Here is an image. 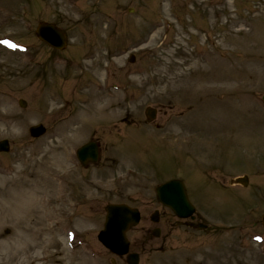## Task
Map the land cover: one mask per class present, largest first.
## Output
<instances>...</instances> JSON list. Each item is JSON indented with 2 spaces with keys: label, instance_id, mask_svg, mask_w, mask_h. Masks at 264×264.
Here are the masks:
<instances>
[{
  "label": "rangeland",
  "instance_id": "374dc122",
  "mask_svg": "<svg viewBox=\"0 0 264 264\" xmlns=\"http://www.w3.org/2000/svg\"><path fill=\"white\" fill-rule=\"evenodd\" d=\"M39 22L66 34L59 54L35 38ZM263 93L264 0H0V141L10 145L0 190L35 181L38 191L26 219L0 211V264H125L96 240L108 204L140 211L127 234L139 264H264ZM38 124L46 134L31 139ZM89 140L101 156L82 168L75 151ZM209 154L248 186L226 194L198 176L194 157ZM173 178L210 233L177 226L157 203L154 189ZM41 224L50 246L33 235Z\"/></svg>",
  "mask_w": 264,
  "mask_h": 264
},
{
  "label": "water",
  "instance_id": "95a60500",
  "mask_svg": "<svg viewBox=\"0 0 264 264\" xmlns=\"http://www.w3.org/2000/svg\"><path fill=\"white\" fill-rule=\"evenodd\" d=\"M36 36L47 45L63 49L65 46V37L54 26L40 23L36 30ZM264 101V96H263ZM148 121L154 118V112L146 111ZM32 137H39L44 134L41 126L30 128ZM7 143H0V151H7ZM77 157L84 166L88 163H94L97 160V148L93 144H88L77 151ZM245 185V182H242ZM159 202L168 207L177 217L187 218L193 212L188 203L183 185L179 181H171L156 188ZM106 210V220L104 229L98 235V241L111 253L123 256L127 253L128 243L125 239V232L130 227L139 222V214L136 210H130L126 206L108 205ZM153 221H157L156 214L152 216ZM264 227V216L262 217ZM129 264H137V255H129L127 258Z\"/></svg>",
  "mask_w": 264,
  "mask_h": 264
},
{
  "label": "bare ground",
  "instance_id": "6f19581e",
  "mask_svg": "<svg viewBox=\"0 0 264 264\" xmlns=\"http://www.w3.org/2000/svg\"><path fill=\"white\" fill-rule=\"evenodd\" d=\"M241 40H244V39H241ZM202 58L206 59L207 64H209L207 55H204ZM192 69H195V68H192ZM28 118L31 119L33 118V116L31 117L28 116ZM10 178L12 177L5 178L3 180L10 179ZM34 182L35 181H31L30 185H28L27 187L24 186L21 181H19V183H13V184L8 183V182L4 183V185L2 186L0 190V211L4 212L3 218H6L7 216H13V214L20 213V216L24 215V219H26L27 215L31 216L32 215L31 213H34L35 211H37L35 207L37 204L35 201V197L38 196L37 195L38 191H37V188L35 187L36 184ZM7 184L10 185L9 189H7ZM10 209H11V212H10ZM19 222L17 221V224ZM36 229L37 230L33 232L34 237L38 231V235L40 236L38 241H40L41 237H43L44 238L42 241V243H44L43 247H46L47 245L50 246L51 242L48 239V235L51 232L50 227H44L43 224H41V227H36ZM32 241H33L32 242L33 245L37 242V241L34 242V239Z\"/></svg>",
  "mask_w": 264,
  "mask_h": 264
},
{
  "label": "flooded vegetation",
  "instance_id": "af4514ba",
  "mask_svg": "<svg viewBox=\"0 0 264 264\" xmlns=\"http://www.w3.org/2000/svg\"><path fill=\"white\" fill-rule=\"evenodd\" d=\"M181 226L182 228H185V229H189L190 231L192 232H196V231H199L198 228H199V225L203 227L202 229V232L203 233H210L212 231V228L206 224L200 217L199 215L196 213L195 211V214H194V218L192 219H187L185 221H177V226ZM149 231V227L147 229ZM147 231V232H148ZM150 241V240H149ZM148 241V242H149Z\"/></svg>",
  "mask_w": 264,
  "mask_h": 264
}]
</instances>
